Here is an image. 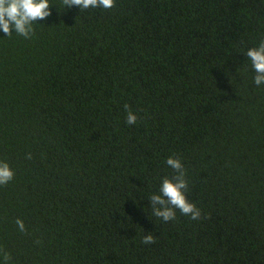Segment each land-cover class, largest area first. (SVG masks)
<instances>
[{
    "label": "trees",
    "instance_id": "16d2710c",
    "mask_svg": "<svg viewBox=\"0 0 264 264\" xmlns=\"http://www.w3.org/2000/svg\"><path fill=\"white\" fill-rule=\"evenodd\" d=\"M49 3L31 39L0 30L8 264H264V84L243 54L264 0ZM169 156L198 220L152 214Z\"/></svg>",
    "mask_w": 264,
    "mask_h": 264
},
{
    "label": "clouds",
    "instance_id": "9594fccd",
    "mask_svg": "<svg viewBox=\"0 0 264 264\" xmlns=\"http://www.w3.org/2000/svg\"><path fill=\"white\" fill-rule=\"evenodd\" d=\"M61 4L71 8L76 6L79 9L104 8L110 9L115 6V0H61ZM49 0H0V30L6 36H11L13 32L31 39L34 33L33 25L37 20H45L51 15L49 10ZM251 62V67L255 75L253 83L256 86L264 84V38L258 46L250 47L243 53ZM124 109L127 113L126 123L134 125L137 122V116L130 107L125 104ZM31 159V153L26 156ZM165 163L176 173L171 179L162 178L159 194H152L148 199L155 217L168 222L176 217V210L181 214L189 216L192 220L201 218V210L193 203L187 200L185 195L188 190V181L186 180V169L179 158L169 156ZM14 177V172L6 161H0V186L8 184ZM21 233L26 232L23 220L17 218L15 221ZM155 242L152 233L145 234L141 243L148 245ZM39 243V241H37ZM0 258L3 264H8L11 257L4 249L0 248Z\"/></svg>",
    "mask_w": 264,
    "mask_h": 264
}]
</instances>
